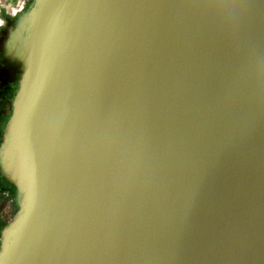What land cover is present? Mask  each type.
<instances>
[{
  "label": "water",
  "instance_id": "obj_1",
  "mask_svg": "<svg viewBox=\"0 0 264 264\" xmlns=\"http://www.w3.org/2000/svg\"><path fill=\"white\" fill-rule=\"evenodd\" d=\"M0 163V264H264V0H34Z\"/></svg>",
  "mask_w": 264,
  "mask_h": 264
},
{
  "label": "flooded vegetation",
  "instance_id": "obj_2",
  "mask_svg": "<svg viewBox=\"0 0 264 264\" xmlns=\"http://www.w3.org/2000/svg\"><path fill=\"white\" fill-rule=\"evenodd\" d=\"M24 27L23 19L19 18L0 31V91L3 92L4 99L1 104L2 108H0V119H2L3 124H6L12 111V103L6 101V98L10 92L18 91L21 79V66L16 59V54L24 35ZM0 180L14 190L4 176L0 175Z\"/></svg>",
  "mask_w": 264,
  "mask_h": 264
},
{
  "label": "crops",
  "instance_id": "obj_3",
  "mask_svg": "<svg viewBox=\"0 0 264 264\" xmlns=\"http://www.w3.org/2000/svg\"><path fill=\"white\" fill-rule=\"evenodd\" d=\"M33 3L34 0H0V31L3 30L9 23L14 22L19 18H22L24 21V16L31 8ZM15 94H17V92H10L6 98V101H11L13 105V101L16 96ZM3 101V92L0 91V106ZM0 108H2V106ZM5 127L6 124H3L2 119H0V158ZM0 175L6 178L5 173L2 171L1 163ZM7 182L13 187L14 190L10 189L0 180V236L3 228L14 220L20 199V195L15 187L8 180Z\"/></svg>",
  "mask_w": 264,
  "mask_h": 264
}]
</instances>
